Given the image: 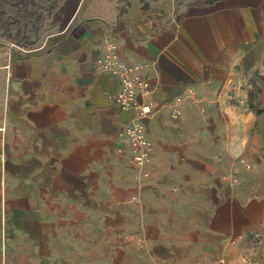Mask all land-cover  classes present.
I'll return each instance as SVG.
<instances>
[{
	"label": "crops",
	"instance_id": "crops-1",
	"mask_svg": "<svg viewBox=\"0 0 264 264\" xmlns=\"http://www.w3.org/2000/svg\"><path fill=\"white\" fill-rule=\"evenodd\" d=\"M75 18L40 51L0 42V264H10L8 251L26 250L30 258L48 251L51 262L54 226L66 233L65 247L85 248L90 243L62 229L71 211L81 212L78 203L108 201L112 216L119 208L127 217L140 198L164 216L157 203L175 196L159 184L173 179L182 150L197 152L194 139L185 150L186 125L193 128L198 113L216 122L241 114L227 97L250 81L260 86L256 116L247 114L258 120L250 133L264 155V0H82ZM109 40L124 61L143 65L155 89L146 123L151 176L143 184L134 179L129 153L119 152L133 112L112 101L120 81L96 64ZM189 91L194 99L186 98ZM213 131L221 139L243 136ZM200 210L188 226L149 230L148 249L132 261L249 264L248 241L264 243V195L227 197ZM158 247L172 254L160 256ZM255 262L264 264V255Z\"/></svg>",
	"mask_w": 264,
	"mask_h": 264
},
{
	"label": "rangeland",
	"instance_id": "rangeland-1",
	"mask_svg": "<svg viewBox=\"0 0 264 264\" xmlns=\"http://www.w3.org/2000/svg\"><path fill=\"white\" fill-rule=\"evenodd\" d=\"M81 6L82 0H0V42L25 51H40L51 37L73 27L71 21H77L75 17ZM259 93L260 89L242 85L231 90L227 97L230 108L240 109L241 114L216 122L198 113L192 118L193 128L186 125L185 150L188 151L187 145L191 146L194 139L196 148L192 150L197 152L190 154L182 150L172 166L173 179L159 184L164 195L175 196L172 205L157 203L164 216L154 211V203H142L140 198L136 200L138 210L127 217L119 208L112 216L114 205L108 201L78 203L81 212L71 211L68 226L62 229L69 228V238L73 241L90 243L86 244L87 248L65 247L60 238L66 233L57 234L58 227L54 226L51 262L45 258L48 251H32L35 258H30L26 250L8 251L9 263L67 264L63 259L69 254V264H136L131 257L148 249L149 230L158 234L156 230L165 224L171 228L188 226L200 218L201 208L213 207L227 197L264 195V155L261 158L257 155L256 137L250 133L258 120L247 117L251 113L256 116ZM217 127L242 132L243 136L221 139L214 134ZM259 150L264 151V139ZM133 171L137 183L147 182L137 178L134 168ZM166 204L172 208H165ZM248 245L249 264H255L256 257L263 258L264 243L256 245V241L250 240ZM156 250L160 256L172 254L163 247Z\"/></svg>",
	"mask_w": 264,
	"mask_h": 264
},
{
	"label": "built area",
	"instance_id": "built-area-1",
	"mask_svg": "<svg viewBox=\"0 0 264 264\" xmlns=\"http://www.w3.org/2000/svg\"><path fill=\"white\" fill-rule=\"evenodd\" d=\"M96 64L99 70L110 73L120 81V90L110 97L112 101L123 111L133 112L131 121L120 134L124 147L120 148L119 152H128L137 178L148 180L151 176L148 166L152 161L154 145L148 136L146 123L154 114L149 101L155 89L143 76V65L124 61L119 54L117 43L113 40L107 41L105 52ZM248 85L256 90L260 89L258 81H250ZM187 97L194 99L196 94L189 91ZM172 114L178 115L177 107H174Z\"/></svg>",
	"mask_w": 264,
	"mask_h": 264
}]
</instances>
